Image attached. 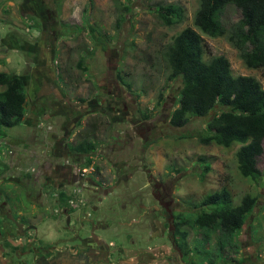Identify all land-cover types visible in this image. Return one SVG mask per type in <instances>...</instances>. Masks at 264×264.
I'll return each mask as SVG.
<instances>
[{
    "label": "rangeland",
    "instance_id": "374dc122",
    "mask_svg": "<svg viewBox=\"0 0 264 264\" xmlns=\"http://www.w3.org/2000/svg\"><path fill=\"white\" fill-rule=\"evenodd\" d=\"M173 3L184 8L185 18L181 23L168 25L159 7ZM198 7L199 0H0V70L26 76L28 84L25 117L18 125L5 128V134L0 136V199H8L4 208L12 209L10 216L19 218L20 211L25 210L19 181L30 182L37 193L49 192L40 182L47 172L51 173L47 176H53L54 169L41 168L44 162L55 165L64 160H99V169L92 174L103 177L100 170L108 172L104 169L110 167L108 161H126L136 164L138 176L119 183L113 193L103 195L102 203L94 201L96 192L90 188L76 192L78 198L93 195L91 199L99 206L92 217L94 222L100 224L98 221L104 219V224L110 225L100 224L94 233L105 237L112 248L120 244L133 246L132 242L140 248L171 245L168 231L164 235L155 233L158 220L161 226L166 224L162 215L155 217L150 210L158 204L153 193H160L153 181L160 180L166 188L171 187V195H164L176 201V210L187 217L200 210L195 205L207 194L226 186L235 204L250 193L258 197V205L237 234L241 241L237 251L229 247L218 250L219 232L213 233L210 241H201L200 249L215 253L219 264L231 259L243 260V264H264V176L254 181L241 174L236 157L239 144L224 147L200 141L209 117L193 118L180 128L169 121L185 78L169 79L171 69L164 49L184 28H196L194 16ZM240 16L241 10L229 4L222 19L228 28ZM201 35L205 59L223 54L229 58L235 75H253L264 87L262 69L248 68L226 36ZM98 36L105 41L97 44ZM120 76L132 82L131 90ZM220 109L216 107L211 114ZM81 110L87 115L84 118L82 113L79 119L87 120L92 114L87 124H77L74 142H80L83 135L99 141L97 150L89 154L92 157L54 148L63 134L59 121L65 120L64 114ZM127 112L133 113V120L126 116ZM73 118L68 116L70 122ZM206 164L210 169L205 170ZM258 166L264 175V153ZM26 172L32 179L26 177ZM69 190H77V185ZM41 200L46 204L53 202L43 194ZM46 204L42 203L47 207ZM29 217V224L39 227L37 233L43 241L69 239L72 234L66 232L64 222L54 223L52 217H46L45 222L38 213ZM186 227L190 253L184 259L207 264L211 257H197L195 253L200 229ZM12 230L18 234L15 227ZM84 232L81 230L82 235ZM13 238L15 242L23 239ZM68 242L79 244L78 239ZM61 247L71 251L68 243ZM1 248L0 245V251ZM55 250L48 249L46 255L54 258ZM41 254L37 249L20 258L36 264L34 256Z\"/></svg>",
    "mask_w": 264,
    "mask_h": 264
},
{
    "label": "trees",
    "instance_id": "16d2710c",
    "mask_svg": "<svg viewBox=\"0 0 264 264\" xmlns=\"http://www.w3.org/2000/svg\"><path fill=\"white\" fill-rule=\"evenodd\" d=\"M229 4L238 7L241 16L238 22L227 28L222 16ZM159 10L168 25L184 21L185 10L179 4L162 5ZM194 24L196 28H184L164 49V58L171 69L169 79L185 78L169 118L170 124L180 128L193 118L209 117L206 130L200 134V141L224 147L239 144L236 157L241 174L259 181L264 176L258 166L264 153V87L253 75H235L229 58L223 54L205 59L201 32L211 37L226 36L239 51L245 65L262 69L264 74V0H199ZM95 32L92 27L93 35L97 36ZM103 41L105 39L98 36L96 43ZM25 77L0 70V136L5 134V128L18 125L26 115L28 84ZM120 78L131 90L132 82L123 76ZM216 107L221 109L211 114ZM95 148L96 143L90 138L83 139L75 150L87 153ZM207 169H210L209 164H206ZM64 193L62 191L63 199ZM257 205L258 197L250 193L235 204L226 186L207 194L195 205V209L200 210L190 217L180 214L177 233L184 251L190 253L187 243L189 231L182 229V225L187 224L193 229H200L201 235L195 244L196 256L211 257L207 264H219L215 253L200 249L201 241H210L211 235L219 232L218 250L229 247L237 251L241 243L237 234ZM190 264H197V260L192 259ZM221 264H243V260H224Z\"/></svg>",
    "mask_w": 264,
    "mask_h": 264
},
{
    "label": "flooded vegetation",
    "instance_id": "af4514ba",
    "mask_svg": "<svg viewBox=\"0 0 264 264\" xmlns=\"http://www.w3.org/2000/svg\"><path fill=\"white\" fill-rule=\"evenodd\" d=\"M82 113V110L81 112L70 113V116H74L71 122L68 120L69 115L64 114L65 120L59 121V125L63 129V134L57 139L54 148L66 153L77 152L75 147L78 146L83 139L91 138L90 136L83 135L80 142H74V137L77 135V131L74 130L77 127V124L79 122L87 124L89 122V117H91L92 114L91 113L90 116H88L87 120L79 119ZM132 114L133 113L128 114L127 112L126 116L133 120L131 117ZM54 115L57 116L58 113H54ZM83 115L85 118L87 114L83 113ZM91 139L93 143H96L95 150L91 149L87 153L77 152L78 154L80 153L81 156L82 154L88 156L97 150V143L99 141H96L94 138ZM88 157H92V155H89ZM108 162L110 167L105 166L104 168L107 169L108 172H104L102 169L100 170V172L103 173V177H100L99 173L92 174L97 171L99 160H64L63 162H57L55 165H50L49 162H44L41 168L45 167L47 169H54L53 176H47V174H51L47 172L43 178L44 181L40 182L41 186L43 185L44 188L49 190L48 193L42 194L48 196L49 199H53V202L48 204H46L45 200H41L42 194L36 192V186L34 188L30 186V182L19 181L18 184L22 187L23 201L25 202V210L20 211L18 215L19 218H15L13 214L10 216L9 213H12L11 208H4V206L9 203L8 199H0V237L2 238L0 243L2 247V251H0V264H29L30 259L26 258V260H23L20 256L24 257V254L26 253L27 256H29L30 251H36L37 249L39 252H42V254L38 257L34 256L37 259L36 264H190L188 259L189 254L184 251L181 247V241L177 239V236L179 238L177 230L178 225L180 224L179 222L181 221L180 214H183V212L178 209L176 210V201L166 198L165 195H168V192L171 195V187L166 188L165 183L160 180L153 181L156 192L160 191V193H153L158 204H154V207L150 208V210L154 212L155 217H157L158 214L162 215L166 227L162 224L164 227L162 228L161 221L159 220L156 231L153 220L151 227L154 228V231L157 234L160 233L164 235L168 231V238L171 242L170 246L157 245L150 248H140L136 246L135 242H132L134 240L131 235L130 241L133 246L120 244L115 245V247L112 248L105 237L94 233L95 229L101 225L102 227L110 226L107 222L104 224V219L98 221L101 225L94 222L92 217L99 208L94 201L102 203L103 195L105 196L113 193L119 183L129 182L130 178L138 176L136 175L137 169H134L136 164H130L126 161ZM45 163H49V166ZM126 169H128V171ZM26 177L32 179V176H30L29 173L26 174ZM36 184H38V181ZM73 184L81 185L82 187L86 186L94 190L96 192L94 195L96 196V200L93 201L91 199L93 195L90 197L80 196L78 198L74 191L71 192L69 190ZM62 191L65 192L64 199ZM42 203L46 204L47 207L42 205ZM126 204H128V202H126ZM51 207L53 208L52 210ZM142 207H144L145 211L147 210L143 204ZM33 208L36 210H33ZM37 213L40 216H43L41 219L43 222H45L46 217H52L54 223L64 222L62 224L66 229V232L71 231L72 233L69 239L43 241L44 238L40 237L37 233L39 227L33 223L29 224V215ZM8 221L15 222L12 224ZM186 226L188 225H182V229H187ZM14 227L16 228L15 232L18 234L13 233L12 229ZM81 230H85L84 235L81 234ZM31 231H34L36 235L33 234V236H31ZM19 236L23 239L20 242H15L16 240L13 237L18 239L20 238ZM74 239H78L79 244L76 242H68ZM65 243L69 244L71 248L69 249L71 251H65V249L61 247V245ZM187 243H189L188 237ZM52 247L57 250L53 251L55 256L50 259L46 253H48V249ZM7 249L9 250L7 251ZM171 249H173V251ZM165 251H170L174 254H169ZM185 256H188L187 260L184 259Z\"/></svg>",
    "mask_w": 264,
    "mask_h": 264
},
{
    "label": "clouds",
    "instance_id": "9594fccd",
    "mask_svg": "<svg viewBox=\"0 0 264 264\" xmlns=\"http://www.w3.org/2000/svg\"><path fill=\"white\" fill-rule=\"evenodd\" d=\"M86 187V186H85ZM84 187H82L81 185H77V190H72V191H74V193H76L78 190H80V189H83ZM86 188H88V187H86Z\"/></svg>",
    "mask_w": 264,
    "mask_h": 264
}]
</instances>
